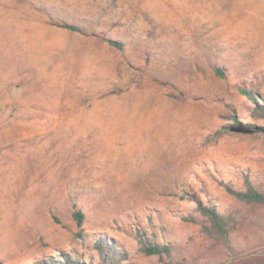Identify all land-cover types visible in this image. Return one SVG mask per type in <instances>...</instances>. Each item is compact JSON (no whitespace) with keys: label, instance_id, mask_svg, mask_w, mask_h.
Masks as SVG:
<instances>
[{"label":"rangeland","instance_id":"1","mask_svg":"<svg viewBox=\"0 0 264 264\" xmlns=\"http://www.w3.org/2000/svg\"><path fill=\"white\" fill-rule=\"evenodd\" d=\"M242 87L264 94V0H0V262L88 258L101 237L121 262L169 264L138 228L181 264H264V203L225 187L264 188V118Z\"/></svg>","mask_w":264,"mask_h":264},{"label":"trees","instance_id":"2","mask_svg":"<svg viewBox=\"0 0 264 264\" xmlns=\"http://www.w3.org/2000/svg\"><path fill=\"white\" fill-rule=\"evenodd\" d=\"M62 26L71 31H79L81 33H85L84 26L67 22ZM99 35L104 39H108L101 34ZM108 42L118 49L125 48L124 44L120 40L109 38ZM214 70L217 76L221 78L227 77V72L223 67L217 66L214 68ZM240 92L255 103V114L264 118V103L261 104L258 102L259 99H262L264 101V94H261L258 91L247 87L240 88ZM236 124L237 123H235V125ZM242 178V188L237 189L234 188L231 183H225L226 190L240 201H244L246 203H264V188H261V186L255 183V181L249 175H244L242 176ZM186 194H189V192H186ZM196 197L197 196L195 194L192 196V199L198 202V212L203 217H205L207 221H209L208 230L212 233H219L222 236L228 234L230 226L228 224L227 218L218 210L217 206L211 201H208V205L204 204ZM73 218L76 220V223L80 228L77 232L78 237L85 238L86 234L83 232L85 213L80 209L74 210ZM135 234L139 242L140 249L145 254L157 255L161 258L166 259L169 264H181L180 260H178V257L174 255V244L157 241L155 239V233L149 234L142 229L137 228ZM93 247L97 252L96 256L90 254L89 257L86 258L85 255L80 254V256L72 259L70 255H67L65 252H61L58 256L51 257L50 261H47V264H132V262H121L123 260H128V252L126 251V249H118L115 245L111 244L101 237L95 239ZM0 264H2V262H0ZM40 264H42V262Z\"/></svg>","mask_w":264,"mask_h":264}]
</instances>
